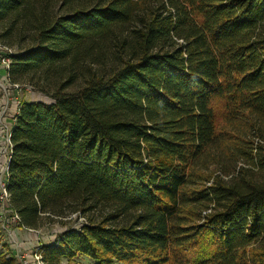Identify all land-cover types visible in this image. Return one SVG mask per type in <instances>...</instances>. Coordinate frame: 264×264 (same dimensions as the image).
Here are the masks:
<instances>
[{"label":"trees","instance_id":"16d2710c","mask_svg":"<svg viewBox=\"0 0 264 264\" xmlns=\"http://www.w3.org/2000/svg\"><path fill=\"white\" fill-rule=\"evenodd\" d=\"M0 46L51 98L11 131L20 227L85 218L46 264H264V0H0Z\"/></svg>","mask_w":264,"mask_h":264},{"label":"rangeland","instance_id":"374dc122","mask_svg":"<svg viewBox=\"0 0 264 264\" xmlns=\"http://www.w3.org/2000/svg\"><path fill=\"white\" fill-rule=\"evenodd\" d=\"M6 53L3 48L0 47V192L2 189L3 182L5 180L6 167L8 162V143L6 141V130L8 119L12 115V111L15 109V95L20 99L24 100H44L50 101V97L47 95L33 90L30 86H23L17 89V91L12 92V89L8 85V78L5 76V68L3 65V58L6 57ZM10 106V108H9ZM214 109L216 113L217 126L221 128V123L223 119L224 107L220 100L214 103ZM10 124V123H9ZM6 207V204L0 199V213ZM104 213V212H103ZM102 214V211H96L94 215ZM10 216V214H8ZM7 216V214H6ZM8 217V216H7ZM68 221L66 225L60 222H55L54 224L42 228L41 231L27 230L15 225L12 219L9 217V222L7 223L8 231L3 228L0 231V253L5 254L6 258H15L18 264H34L31 259L33 253L36 249L44 243L54 242L57 235H60L64 231L65 226L67 227H78L85 221V218L80 214L74 213L70 214L68 218H64ZM14 230L17 232L16 238L14 237ZM12 233V237L9 235ZM18 237V238H17ZM19 254H26L27 261H22L19 259ZM15 256V257H14ZM61 264H98L93 259L85 255H77L71 259L63 258ZM120 264V263H116Z\"/></svg>","mask_w":264,"mask_h":264},{"label":"built area","instance_id":"2783aa9c","mask_svg":"<svg viewBox=\"0 0 264 264\" xmlns=\"http://www.w3.org/2000/svg\"><path fill=\"white\" fill-rule=\"evenodd\" d=\"M2 48H3L4 51H6V55L9 52L11 53V49H9L7 47H2ZM3 65H4V68H5V76H6V78H8L7 79L8 80V85L12 89V92H14V94H15V91H17V89H19L20 87H23V86L20 85V84L12 83L9 80L8 68L10 66V58H9L8 55L3 58ZM14 100L16 102L15 108H14L15 110L12 111V115L10 116V119H8L7 124L9 126L6 127L7 130L5 131L6 134H7L6 141L8 143L9 152H8V162H7V167H6L5 180L3 182L2 189H1V192H0V199L6 204V207H3V210L0 213V231H1L2 228L4 230L8 231L7 223L9 222V217L12 219V222L15 225H18L20 227V218H19L18 214L16 212H14L13 209L11 208V205L9 203V198H8V192H7V189H6V178H7V175H8L10 155H11V152H12L11 131H12V127H13L15 121L17 120L18 111H19L18 107L21 104L20 99L16 95H15V99ZM9 108H10V106H9ZM6 214H7L8 217L6 216ZM8 214H10V216ZM13 234H14V237L16 238V236H17L16 230H14ZM13 234L9 233V235L11 237H12ZM42 246H43V244L41 242V245H39V247L36 249V251L32 255L31 261L34 264H46V262L44 261L43 256H42ZM18 256H19L18 257L19 259H21L22 261H25V263H26V261H27L26 254H19Z\"/></svg>","mask_w":264,"mask_h":264},{"label":"crops","instance_id":"0c3cea01","mask_svg":"<svg viewBox=\"0 0 264 264\" xmlns=\"http://www.w3.org/2000/svg\"><path fill=\"white\" fill-rule=\"evenodd\" d=\"M0 74H2V73H1V70H0Z\"/></svg>","mask_w":264,"mask_h":264}]
</instances>
